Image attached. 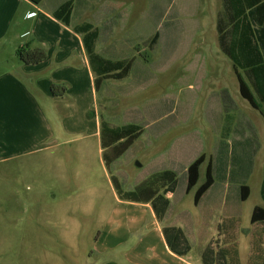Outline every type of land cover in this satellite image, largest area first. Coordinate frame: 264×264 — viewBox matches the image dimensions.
I'll return each instance as SVG.
<instances>
[{
	"label": "rangeland",
	"instance_id": "374dc122",
	"mask_svg": "<svg viewBox=\"0 0 264 264\" xmlns=\"http://www.w3.org/2000/svg\"><path fill=\"white\" fill-rule=\"evenodd\" d=\"M108 1L123 3V10L111 14L121 26L108 36L101 25L100 49L108 50L112 59L134 62L127 78L100 85L90 111L101 123L136 125L143 133L107 166L91 118L72 119V125L64 126L63 118L48 110L53 133L48 148L0 160V264H100L97 241L119 197L113 177L130 192L156 173L175 171V199H183L182 208L196 210L195 194L210 158L221 191L213 197L220 204L208 202L200 223L188 221L189 211L175 221L183 224L192 255L202 256L218 238L230 206L236 208L240 257L248 264L252 214L255 207H264V117L241 96L233 64L220 48L218 21L225 15L224 1ZM15 30L14 24L2 44L6 61L0 60V73L14 58ZM157 33L159 40L153 44ZM247 138L261 150L252 170L238 179L240 142ZM202 154L207 162L199 184L187 194L186 168ZM243 184L251 189L245 202L240 199Z\"/></svg>",
	"mask_w": 264,
	"mask_h": 264
},
{
	"label": "crops",
	"instance_id": "0c3cea01",
	"mask_svg": "<svg viewBox=\"0 0 264 264\" xmlns=\"http://www.w3.org/2000/svg\"><path fill=\"white\" fill-rule=\"evenodd\" d=\"M69 1H73L74 6L71 25L67 26L53 14ZM102 1L45 0L36 5L29 0H0V51L12 26H16L12 36L15 41L11 44L14 58L6 65L8 69L0 73V160L45 151L53 136L48 113L52 109L56 116L63 118L64 126L72 125V119L80 118L83 122L91 118L94 135L101 138V122L96 112L90 111L98 91L96 76L90 66L83 35L74 27L91 23L100 30L101 25L112 18L113 12L123 10L121 2ZM98 6L105 8L99 11ZM120 26V22L116 24L113 35ZM26 44L47 50V60L37 65L24 64L17 56V50ZM99 45L98 42L97 53L115 60L106 55L108 50L102 52ZM3 56L0 53V60L6 61ZM55 84L66 87L63 96L53 95ZM85 102L87 106H84ZM254 145L257 147L256 142ZM260 150L261 147L258 153ZM175 192L166 195L170 208L162 221L158 220L151 203L122 201L117 197V205L97 241L100 264H202L201 254L190 252L185 257L174 254L167 245L163 229L176 226L183 230V224L175 220L186 217L183 212L187 214L188 211L192 215L187 217L190 223L204 221L206 204L216 202L213 196L221 191L215 183L199 204H194L196 210L182 208L183 199H175ZM220 201L216 203L219 205ZM228 211V216L236 215V208L230 206ZM198 235L202 237L204 233Z\"/></svg>",
	"mask_w": 264,
	"mask_h": 264
},
{
	"label": "trees",
	"instance_id": "16d2710c",
	"mask_svg": "<svg viewBox=\"0 0 264 264\" xmlns=\"http://www.w3.org/2000/svg\"><path fill=\"white\" fill-rule=\"evenodd\" d=\"M40 5L45 0H29ZM224 17L219 19L218 33L219 45L232 62L240 85L241 96L264 117V0H223ZM73 1L63 4L53 16L63 24L70 26ZM116 22L114 19L105 22L103 28L108 36L112 35ZM75 31L83 35L84 46L89 62L96 76L95 85L98 90L105 80H123L127 78L133 67V60H110L101 53L96 52V45L101 41L102 31L91 23L74 27ZM159 40L157 33L151 43ZM138 50V48H136ZM17 56L26 65H37L48 58L44 48H32L26 44L17 50ZM66 87L53 85L54 96H63ZM143 129L136 125L124 127H111L107 122L101 123L102 149L105 163L110 166L118 160L142 135ZM252 138V137H251ZM247 138L240 142L237 156V178H244L252 170L260 144ZM256 142L257 147L254 145ZM249 143V145H248ZM207 162V156L202 154L187 168V188L190 193L198 186L201 177V167ZM226 177V176H225ZM227 178V177H226ZM230 180L232 175H229ZM113 185L122 201L135 203H151L159 221H162L170 208L168 193H174L178 186V175L166 171L156 173L148 180L138 185L134 191L124 192L122 184L117 177L112 178ZM243 182V181H242ZM216 183V168L212 158L208 161L204 182L195 194V205ZM251 189L248 185L240 186V199L245 202L249 199ZM261 197L264 201V181L261 186ZM240 218V217H239ZM228 216L219 226L218 238L214 239L202 253V264H242L240 257V242L238 238L240 219ZM251 223V255L248 264H264V207H255ZM164 237L170 250L180 256H187L191 244L186 233L176 226H167L163 229Z\"/></svg>",
	"mask_w": 264,
	"mask_h": 264
}]
</instances>
